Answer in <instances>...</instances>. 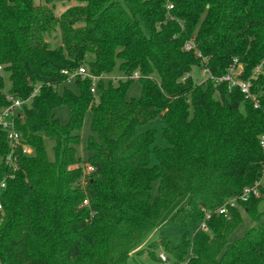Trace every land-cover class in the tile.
Listing matches in <instances>:
<instances>
[{
    "label": "trees",
    "instance_id": "obj_1",
    "mask_svg": "<svg viewBox=\"0 0 264 264\" xmlns=\"http://www.w3.org/2000/svg\"><path fill=\"white\" fill-rule=\"evenodd\" d=\"M54 1L0 0V109L10 104L7 93L27 100L39 87L15 120L33 153L12 147L0 126V264H128L132 253L148 264L138 258L146 249L165 264L158 247L171 264H264V220L229 242L243 216L238 207L228 217L216 212L260 182L261 196L238 205L254 220L264 215V74L253 75L264 60V0H64L71 5L60 16ZM191 38L201 56L185 49ZM235 59L258 107L238 86L216 80ZM81 65L124 77H102L93 93L91 79L67 82L62 73ZM195 65L209 69L203 82L191 76ZM135 79L141 93L129 98ZM63 105L67 123L55 112ZM157 117L162 147L148 126ZM184 195L171 219L200 222L193 235L173 244L161 234L142 248Z\"/></svg>",
    "mask_w": 264,
    "mask_h": 264
},
{
    "label": "rangeland",
    "instance_id": "obj_2",
    "mask_svg": "<svg viewBox=\"0 0 264 264\" xmlns=\"http://www.w3.org/2000/svg\"><path fill=\"white\" fill-rule=\"evenodd\" d=\"M121 4H124L123 0H118ZM71 5V2L69 1H64V0H55L54 1V13L57 16H60L61 13ZM51 44L53 47L58 46L60 44V38L56 37L51 40ZM94 60V55L89 54L85 58L84 65L89 67V63ZM119 72L115 69L110 75L117 77ZM191 76L194 78L196 82H203V80L206 79V75H202V67L199 65L193 66L191 70ZM7 78V77H6ZM72 88H75L73 84L70 85ZM141 93V85L140 82L135 79L133 82L131 88L129 89L127 93V97H138ZM58 118L62 123H67L70 118V112L67 106H59L55 110ZM90 122H91V112L88 111L85 115V118L83 120V125L80 130V136H81V143L78 147V154L86 158L88 156V150H87V141L88 137L90 134ZM148 126H152L155 128L156 133H155V138H156V144L158 146H165V140L162 137V122L161 120L157 117L153 120V122L149 123ZM45 147L46 151L49 155L50 158H54V150H53V141L51 139L46 138L45 139ZM152 162H156L154 155L152 156ZM158 193V182L155 181L152 186V196H156ZM188 201V195H184L179 197L174 204L165 212L163 215L161 221L159 224L148 234V236L145 238V240L142 242L141 247L146 248L151 242L154 240L158 239V237L161 234H164L173 244H178L183 235L187 234L189 237H191L194 233V231L198 228L200 222L194 223L193 221L189 220L186 225H180L172 221V216L173 214L179 209L180 207L184 206ZM236 207L239 208L240 214L243 216V221L236 227V229L231 233V235L228 237V241L232 242L236 239H239L243 237L246 232L254 226H258L263 220H264V215L261 216L260 219L254 220L250 215H248L244 209L237 205ZM258 212H264V196L261 200V202L258 205ZM149 249L144 250L142 254L139 255V259L142 258L146 263L148 264H162V262H152L150 259L147 257ZM159 256L160 254H164L165 256L167 255V252L162 248L158 247L157 252ZM132 257L134 259L137 258L135 253H132ZM133 258L129 259L128 264H136L135 260Z\"/></svg>",
    "mask_w": 264,
    "mask_h": 264
},
{
    "label": "built area",
    "instance_id": "obj_3",
    "mask_svg": "<svg viewBox=\"0 0 264 264\" xmlns=\"http://www.w3.org/2000/svg\"><path fill=\"white\" fill-rule=\"evenodd\" d=\"M168 8H172V4H169ZM184 47L186 50H194L198 56H201V52L197 49L194 38L189 39L185 43ZM263 65H264V60L262 61L261 64H259L255 68L253 75L256 76L261 72H263V74H264V71L262 70ZM1 69H2V67L0 66V71H1ZM241 69H242V65L240 63H238L237 60L235 59V64L229 68L228 72L225 75L218 77L216 80L217 81H227L230 86H238L241 89V91L245 94L246 97H251L252 99H254L255 106L258 107L259 102L256 99V97L251 93V84H252L251 80L245 81V80H242L238 77L239 73L241 72ZM62 73L68 75L67 82H71L77 76H81L82 78L91 79L93 82L92 87H91V91L93 93H96V82L99 79H101L102 77H108V78H112L115 80L124 77V76L114 77L111 75H100V76L95 75V74L91 73L88 70V68L84 65H81L76 70L71 71V72L66 70V69L62 70ZM202 75H206V78H207L209 76V69L206 67H202ZM138 77H139L138 71H135L132 75H130V78H138ZM38 88L39 87L35 88V90L33 91V93L30 95V97L27 100L20 99L11 93H7L6 97L10 101V104L2 107L0 109V126H2L4 129H6L7 137H8V141H9L10 145L12 147H15L17 145H21L23 148V151L27 154L33 153V149L29 145H27L21 141L22 136H21V133L15 127V120H16L17 113L22 108L23 104L25 102H27L28 100H30L37 93ZM261 144L264 146V136H262ZM11 159L12 158H10V156H9V160H11ZM91 169H92V167H90V166L87 167L88 171ZM259 184H260V182H257L254 186L245 188L243 193L238 198L234 197V198H230V199L226 200L224 202V204L217 209L216 212L219 214H223L226 217H228L229 216V208L236 207L238 205L239 201H246L249 199L250 196H256V197L261 196ZM3 186H4V183H1V187H3ZM209 216H210V214L208 213L207 217H209ZM201 226L203 228H206L204 223H202ZM160 257L165 264H171L169 262L167 256H165L164 254H160Z\"/></svg>",
    "mask_w": 264,
    "mask_h": 264
}]
</instances>
